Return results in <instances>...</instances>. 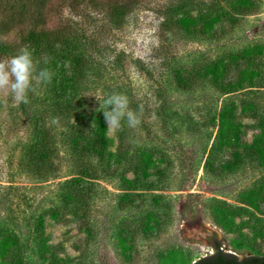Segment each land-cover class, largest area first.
Instances as JSON below:
<instances>
[{
    "label": "rangeland",
    "instance_id": "obj_1",
    "mask_svg": "<svg viewBox=\"0 0 264 264\" xmlns=\"http://www.w3.org/2000/svg\"><path fill=\"white\" fill-rule=\"evenodd\" d=\"M107 1L45 0L42 17H0L10 27L0 39L15 49L0 61L42 28L84 60L68 115L55 111L49 83L28 104L0 90V240L12 243L0 264H161L169 254L193 264L215 241L238 259L264 256V0ZM254 46L262 52L244 57ZM219 65L221 76L205 74ZM112 93L141 123L112 133L105 122L97 144L98 100ZM225 107L239 137L230 148L217 142ZM142 151L155 166L147 175ZM251 189L261 190L258 210L241 201ZM218 207L235 212L229 230Z\"/></svg>",
    "mask_w": 264,
    "mask_h": 264
},
{
    "label": "trees",
    "instance_id": "obj_2",
    "mask_svg": "<svg viewBox=\"0 0 264 264\" xmlns=\"http://www.w3.org/2000/svg\"><path fill=\"white\" fill-rule=\"evenodd\" d=\"M44 1L41 2V7H38L40 0H11L5 2V0H0V17H5L8 14L17 15L18 17H42L40 10H42ZM49 1V0H48ZM90 4L94 5L95 0H88ZM109 6L107 0L102 4V6ZM97 6V5H96ZM100 6V4H98ZM113 7V6H112ZM113 8L109 14L114 16ZM10 17V16H8ZM217 19H210L205 23V30L208 31L211 29V26ZM178 23L187 30L191 24H194V21L188 19H179ZM7 23L3 22L0 19V36H5L10 30ZM62 35L57 32V30H46L44 28L39 30H28L25 34H22L20 41L22 44L28 46L39 61L44 62L45 67L49 68L53 72V77L49 83V95L50 99L55 98L59 100L56 103L52 102L56 112H60L62 115H68L73 110L74 107V98L73 89L76 85L77 79L81 77V65L84 62L82 56L76 55L74 53V43L71 41L63 45L60 44L63 39ZM8 42L0 39V52L3 54H14L15 49L10 47ZM262 52V47L254 46L250 49L243 51L244 57H249L254 54H260ZM60 58H70L71 62L67 68H63L60 65H57L56 60ZM222 66H215L212 69H207L205 74H211L213 77L221 76ZM246 72H242V79L250 81L252 75H247ZM77 76V77H76ZM238 86H242L241 81L238 82ZM58 98V99H57ZM232 111L225 107L218 116V130H217V142L218 147L220 148H230L237 143L239 137L236 131L235 125L231 121ZM35 135L39 131H35ZM106 133V125L104 119H97L95 123V138L96 143L101 144ZM257 140H254L249 148H256V151L259 152L257 148ZM36 148L35 153L40 154V149L43 146L42 137H38L35 143L33 144ZM94 146V145H93ZM139 165L140 170L143 174L147 173L154 168L153 161L151 157L145 152L139 153ZM260 189H251L241 193V201L248 205L254 210L259 209V199L261 198ZM214 217L218 224L222 225L225 229L231 228L233 226V221L235 217V212L224 207H218L213 209ZM42 222L40 221V225ZM12 243L7 239L0 240V257L5 258L9 255V249ZM245 246L242 243L236 242L233 244V247L240 249ZM214 252L211 255L205 256L198 259L193 264H260L264 262V256H247L242 259H238L237 255L234 253H229L223 251L221 248V243L216 241L214 243ZM161 264H183L175 255L169 254L165 259L162 260Z\"/></svg>",
    "mask_w": 264,
    "mask_h": 264
},
{
    "label": "clouds",
    "instance_id": "obj_3",
    "mask_svg": "<svg viewBox=\"0 0 264 264\" xmlns=\"http://www.w3.org/2000/svg\"><path fill=\"white\" fill-rule=\"evenodd\" d=\"M53 75L49 68L38 67L33 51L23 47L7 61H0V90L9 92L18 104H28L30 93L35 91L37 85L50 83ZM98 101L108 131H119L124 121L129 127L141 123L139 114L129 107L130 102L125 94L112 93L103 98L102 102ZM56 120L53 118V123Z\"/></svg>",
    "mask_w": 264,
    "mask_h": 264
},
{
    "label": "water",
    "instance_id": "obj_4",
    "mask_svg": "<svg viewBox=\"0 0 264 264\" xmlns=\"http://www.w3.org/2000/svg\"><path fill=\"white\" fill-rule=\"evenodd\" d=\"M229 253H231V252H229ZM260 264H264V262L263 263H260Z\"/></svg>",
    "mask_w": 264,
    "mask_h": 264
},
{
    "label": "flooded vegetation",
    "instance_id": "obj_5",
    "mask_svg": "<svg viewBox=\"0 0 264 264\" xmlns=\"http://www.w3.org/2000/svg\"><path fill=\"white\" fill-rule=\"evenodd\" d=\"M215 242H216V241H215ZM215 242H214V243H215ZM214 243H213V246H214Z\"/></svg>",
    "mask_w": 264,
    "mask_h": 264
}]
</instances>
